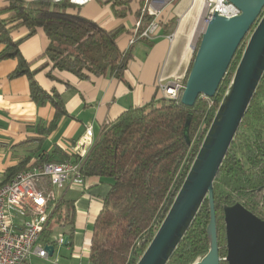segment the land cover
<instances>
[{
	"label": "trees",
	"instance_id": "obj_1",
	"mask_svg": "<svg viewBox=\"0 0 264 264\" xmlns=\"http://www.w3.org/2000/svg\"><path fill=\"white\" fill-rule=\"evenodd\" d=\"M5 1L7 5L0 8V44H3L0 61L15 59L17 64L8 78L26 76L31 100L39 105L49 102L54 108L52 120L39 129V133H50L67 112L60 96L55 91H45L35 80L38 72L47 69L50 79L55 78L52 71L58 70L81 79L94 75L123 80L130 54L117 46V37L124 30L122 25L105 29L82 16L79 5L71 0ZM106 2L118 15L124 16L125 12H118L116 7L129 0ZM136 15L141 19L139 30L153 18L143 12L142 7ZM19 27H25L28 33L14 40L11 32ZM38 28L45 33L48 45L37 60L27 61L20 53L19 44ZM240 54L241 49L235 53L212 98L198 97L192 107H186L180 102V95L176 98L161 95L144 105L127 108L103 126L81 167L85 178L98 177L110 184L92 225L90 264H136L189 170ZM42 58H46V62L33 67ZM200 125L202 129L194 138ZM69 157L64 148L55 145L50 153L38 154L33 163L61 162ZM29 160L30 156H26L6 169L0 186L25 169ZM263 185L264 73L213 182L219 264H227L223 260L226 255L223 206L238 201L264 220ZM74 215L73 200L63 195L48 217L44 236L48 237L55 226H68L71 235ZM208 221L209 208L205 200L166 264H192L206 254Z\"/></svg>",
	"mask_w": 264,
	"mask_h": 264
},
{
	"label": "crops",
	"instance_id": "obj_2",
	"mask_svg": "<svg viewBox=\"0 0 264 264\" xmlns=\"http://www.w3.org/2000/svg\"><path fill=\"white\" fill-rule=\"evenodd\" d=\"M165 1L160 9L157 30L150 39L138 40L131 47L128 46V39L138 20L137 10L143 5L158 2L129 0L127 4L116 7L118 12H125L124 16L118 15L106 0H86L79 5L82 16L94 20L105 29L117 25L124 27L116 42L121 51L128 50L130 59L123 80L94 75L81 79L67 71L58 70L52 71L55 78L50 79L46 75L47 69L38 72L34 76L35 80L45 91H55L67 112L47 135L38 130L52 120L54 108L49 102L39 105L31 100L26 76L8 78L17 64L15 59L0 61V182L4 178V171L20 163L24 157L30 156L26 164L29 166L38 154L50 153L55 145L70 152L83 139L87 127L92 128L96 138L103 126L122 111L161 96L158 89L160 81L185 78L193 56V37L197 29L201 34L204 26L201 16L193 17L194 7L186 12L188 0ZM6 5L5 0H0V8ZM27 33L25 27H19L11 32V36L18 40ZM47 45L45 33L38 28L33 35L21 41L19 50L25 60L35 61ZM2 48L3 44H0V50ZM46 60H38L33 67ZM109 188V182L98 177H87L83 186L55 188L58 198L64 195L74 202L72 234L69 235L68 226H55L48 236L53 241L52 256L42 258L32 255L24 264H90L88 255L92 225ZM59 236H63L64 240L67 238V241L56 243Z\"/></svg>",
	"mask_w": 264,
	"mask_h": 264
},
{
	"label": "water",
	"instance_id": "obj_3",
	"mask_svg": "<svg viewBox=\"0 0 264 264\" xmlns=\"http://www.w3.org/2000/svg\"><path fill=\"white\" fill-rule=\"evenodd\" d=\"M227 1L239 12L230 17L214 12L204 26L198 43L192 46L180 102L192 107L198 97L212 98L239 49L240 58L169 210L136 264H166L205 200L208 250L192 264L220 263L213 182L264 73V0ZM223 213V260L227 264H264V220L238 201L224 205ZM44 248L52 256L54 246Z\"/></svg>",
	"mask_w": 264,
	"mask_h": 264
},
{
	"label": "built area",
	"instance_id": "obj_4",
	"mask_svg": "<svg viewBox=\"0 0 264 264\" xmlns=\"http://www.w3.org/2000/svg\"><path fill=\"white\" fill-rule=\"evenodd\" d=\"M85 1L71 0L77 5ZM165 3L163 0V3H150L142 8L143 12L153 18L143 30H139L141 19L136 21L128 39L129 47L138 40L151 38L159 26L160 9ZM202 7L203 26L214 12L228 17L239 12L227 0H202ZM183 80L184 78L179 77L160 81L158 89L161 95L167 98L178 97L184 86ZM94 140L89 126L84 131L83 139L73 146L72 151L66 150L70 154L69 158L61 162L33 163L0 186V264H24L32 255L48 257L44 246L53 241L42 237L48 217L59 199L54 189L85 184L86 178L81 173V167ZM63 242V236L56 239V243Z\"/></svg>",
	"mask_w": 264,
	"mask_h": 264
},
{
	"label": "rangeland",
	"instance_id": "obj_5",
	"mask_svg": "<svg viewBox=\"0 0 264 264\" xmlns=\"http://www.w3.org/2000/svg\"><path fill=\"white\" fill-rule=\"evenodd\" d=\"M155 1H160V2H162L163 3V0H155ZM178 0H174V2H177ZM159 3V2H158ZM188 5H186V12L188 11V10H190L192 7H194L196 10H197V8H196V6H197V4H196V0H188V3H187ZM144 6H148V5H143L142 6V8L144 7ZM194 9V12H192V15H193V17L195 18V17H197L198 15L199 16H202V14H203V12H202V9H203V7L199 10V11H196ZM196 11V12H195ZM199 13V14H198ZM200 19H201V17H200ZM197 34H195L196 36H194L193 37V45H195L196 43H198V39H199V34H200V31H199V29H197ZM232 72V75H233V72L234 71H231ZM232 75H231V77H232ZM201 129H202V125H200L199 126V128L197 129V131H196V133L194 134V138H195V136L196 135H198V133H200V131H201ZM89 261V260H88Z\"/></svg>",
	"mask_w": 264,
	"mask_h": 264
},
{
	"label": "bare ground",
	"instance_id": "obj_6",
	"mask_svg": "<svg viewBox=\"0 0 264 264\" xmlns=\"http://www.w3.org/2000/svg\"><path fill=\"white\" fill-rule=\"evenodd\" d=\"M157 2V1H156ZM159 3H162V2H160V1H158ZM196 4H197V6H196V8H197V10L196 11H199L201 8H202V0H196ZM200 8V9H199ZM195 11V12H196ZM199 16V15H198ZM188 17V16H187ZM186 17V18H187ZM182 21H183V19H182ZM181 22V21H180Z\"/></svg>",
	"mask_w": 264,
	"mask_h": 264
}]
</instances>
